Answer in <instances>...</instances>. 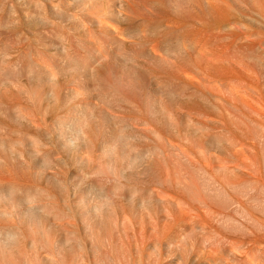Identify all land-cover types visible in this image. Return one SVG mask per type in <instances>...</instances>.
I'll return each mask as SVG.
<instances>
[{
  "label": "bare ground",
  "instance_id": "bare-ground-1",
  "mask_svg": "<svg viewBox=\"0 0 264 264\" xmlns=\"http://www.w3.org/2000/svg\"><path fill=\"white\" fill-rule=\"evenodd\" d=\"M216 263L264 264V0H0V264Z\"/></svg>",
  "mask_w": 264,
  "mask_h": 264
},
{
  "label": "rangeland",
  "instance_id": "rangeland-1",
  "mask_svg": "<svg viewBox=\"0 0 264 264\" xmlns=\"http://www.w3.org/2000/svg\"><path fill=\"white\" fill-rule=\"evenodd\" d=\"M257 214V213H256ZM243 258H245V257H243ZM216 264H218V263H216Z\"/></svg>",
  "mask_w": 264,
  "mask_h": 264
}]
</instances>
